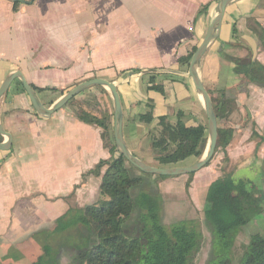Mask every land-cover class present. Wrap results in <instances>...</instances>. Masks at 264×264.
Returning <instances> with one entry per match:
<instances>
[{
    "label": "crops",
    "instance_id": "0c3cea01",
    "mask_svg": "<svg viewBox=\"0 0 264 264\" xmlns=\"http://www.w3.org/2000/svg\"><path fill=\"white\" fill-rule=\"evenodd\" d=\"M14 1L0 0V86L20 70L39 89L43 103L46 97L52 105L78 83L105 78L117 85L123 138L133 154L161 167L200 160L190 156L164 166L157 158L172 153L175 145L155 146L153 138L182 113L187 127H207L209 141L203 97L189 75L190 62L180 59L203 41L219 0H21L17 9ZM246 58L252 60L251 69H264V0L231 2L199 64L202 82L223 115L219 127L233 130L228 145L193 175L156 180L163 198L186 195L198 211L213 181L225 174L241 176L264 163V79L237 71L234 59ZM16 81L0 100V121L13 136L10 150L0 149V264H19L34 244L33 233L54 228L73 207L98 202L107 166L98 175L90 172L120 154L107 88L99 93L110 118L105 140L102 128L78 118L97 86L77 95L74 107L45 117ZM154 84L163 91L151 88ZM148 113L151 120L141 118ZM16 251L23 256L16 259Z\"/></svg>",
    "mask_w": 264,
    "mask_h": 264
},
{
    "label": "trees",
    "instance_id": "16d2710c",
    "mask_svg": "<svg viewBox=\"0 0 264 264\" xmlns=\"http://www.w3.org/2000/svg\"><path fill=\"white\" fill-rule=\"evenodd\" d=\"M19 2L21 0L14 1L15 9ZM193 52L181 58L180 63L189 64ZM234 61L239 65L238 72H250L251 77L264 79V69L250 68L251 59ZM151 80L154 82V78ZM16 84L26 92L19 79ZM33 88L39 91L34 85ZM151 88L163 91L159 84ZM105 91L102 86L95 87L87 99L89 110L81 109L78 118L102 128V136L106 140L110 136V118L99 98V93L104 94ZM213 103L220 120L223 115L219 103L214 99ZM46 105L50 106V102ZM181 115H178L176 123H168L164 131L153 138L155 146L175 145L172 153L157 158L164 166L204 154L208 141L207 127H187ZM141 118L149 121L152 114ZM232 133L230 128L219 127L216 151L228 145ZM253 135L258 134L254 131ZM111 150L115 151V145ZM104 166L107 169L102 176L98 202L83 208L73 207L57 219L54 228L31 235L39 249L33 264H62L63 250L72 252L70 264H193L205 240L202 223L195 218L171 224L163 221V195L156 182L146 179L163 176L141 171L122 154L109 161H101L90 173L98 175ZM263 204L264 188L257 187L250 177L225 174L212 182L203 207L211 236L206 264H264L262 233H258L261 237L243 245L239 255L236 253L239 230L251 223L256 228L264 225ZM14 256L19 259L23 254L16 251Z\"/></svg>",
    "mask_w": 264,
    "mask_h": 264
},
{
    "label": "water",
    "instance_id": "95a60500",
    "mask_svg": "<svg viewBox=\"0 0 264 264\" xmlns=\"http://www.w3.org/2000/svg\"><path fill=\"white\" fill-rule=\"evenodd\" d=\"M235 0H219L217 13L213 19L203 41L197 47L196 51L193 53L189 65V75L192 77L194 85L197 91L201 94L205 104V110L208 116V133L209 141L208 146L204 155L196 163L190 166H175V167H161V166H152L139 157L133 154L127 147L124 138H123V109L121 104L120 95L117 89V85L105 78L96 77L89 80L82 81L67 91L62 95L56 102H54L50 107L46 106L41 100L40 96L29 83L23 72L17 70L11 73L1 84L0 86V100L7 93L11 84L19 79L25 90L28 94L31 103L35 111L42 116L50 117L55 112L63 108L69 101L74 97L82 93L84 90L93 87V86H104L107 88L113 97L114 102V116H115V126H114V137L117 151L126 157V159L135 167L140 169L143 172L160 175V176H179L185 174H192L206 165L213 159L219 140V123L216 111L214 109L212 98L204 86L202 79L199 74V64L206 53L210 44L217 38L219 30L221 28L223 17L226 11L227 6ZM0 134L3 137H6L4 141H0L1 150H10L13 145V136L7 131L3 124L0 121Z\"/></svg>",
    "mask_w": 264,
    "mask_h": 264
},
{
    "label": "rangeland",
    "instance_id": "374dc122",
    "mask_svg": "<svg viewBox=\"0 0 264 264\" xmlns=\"http://www.w3.org/2000/svg\"><path fill=\"white\" fill-rule=\"evenodd\" d=\"M84 95H82L81 97H83ZM44 100L49 102L50 99L45 97ZM77 101H78V98L72 99L63 107V109H65L67 107H74L76 104H78ZM46 106H48V105H46ZM50 106H48V107H50ZM55 115L57 117V112H55ZM221 149H223V148H221ZM254 166L255 167L254 168L251 167V169L247 168L244 171L245 173L241 174V176L245 175V174L250 175L252 178V181L255 183V185L257 187L264 188V183H263L264 182V163L258 164V166L257 165H254ZM135 172L140 174L139 170L138 171L135 170ZM193 174L194 173H192L191 175H193ZM146 179H148V180L152 179V181H154V182H156V180L162 181L160 177H158V178L153 177L152 178V176H151L150 178L148 177ZM160 190H161V188H160ZM134 192L136 193L137 189H135ZM187 201H188V198L186 195H184L183 198L181 196H177V197H169L168 196L166 198L164 197L163 221L166 224H171L172 222H175V221L181 220V219H188V218L199 219L202 223V228L204 231L205 240H204V244H203L201 250L196 254L193 264H206V261L209 257V253H210L211 236H210V233H209L208 228L206 226L203 209L200 208L198 211H194V210H192V205H190ZM258 233L264 234V225L263 224H260L256 228L255 225H253V223H251V224H248L246 227L241 228L239 230L238 237L236 240V253L239 255L242 251L243 245L250 243L252 240L256 239L258 236L261 237ZM38 252H39V249L37 248L36 244L35 243L30 244V247L26 251V257L24 259H22L19 264H33L35 257L39 254ZM61 259H62V264H70L71 259H72V252L68 251V250H63L61 253Z\"/></svg>",
    "mask_w": 264,
    "mask_h": 264
}]
</instances>
